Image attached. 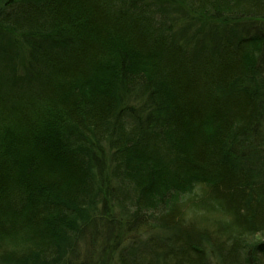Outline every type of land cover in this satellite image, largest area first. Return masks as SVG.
Masks as SVG:
<instances>
[{
    "label": "trees",
    "instance_id": "obj_1",
    "mask_svg": "<svg viewBox=\"0 0 264 264\" xmlns=\"http://www.w3.org/2000/svg\"><path fill=\"white\" fill-rule=\"evenodd\" d=\"M0 264H264V0H0Z\"/></svg>",
    "mask_w": 264,
    "mask_h": 264
}]
</instances>
